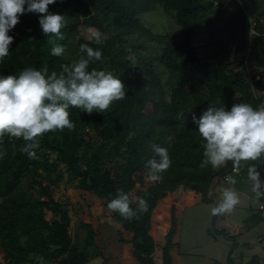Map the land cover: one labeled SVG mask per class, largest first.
I'll return each instance as SVG.
<instances>
[{"label": "trees", "instance_id": "obj_1", "mask_svg": "<svg viewBox=\"0 0 264 264\" xmlns=\"http://www.w3.org/2000/svg\"><path fill=\"white\" fill-rule=\"evenodd\" d=\"M225 5L228 10L224 15ZM48 10L66 17L61 29L64 39L45 36L39 14L20 15L8 33L14 40L9 55L0 61V76L19 75L29 67L59 73L61 64L73 63L67 51L77 24L84 21L101 34V42L78 33L75 44L80 58H87V53L80 51L81 44L101 50V60L90 61L88 70L112 72L123 82L125 95L104 112L89 114L70 107L74 130L44 134L35 149L36 159L20 151L22 139L5 135L0 140V151H6L0 157V257L7 264L88 263L90 250L96 247L97 229L81 222L86 233L83 239H74L69 232L70 210L50 195L51 186L65 178L76 188L97 195L106 207L118 188L133 200L143 198L148 210L139 219L125 220L109 209L107 214L132 233V238L126 239L119 231L120 241L132 244V255L141 264H174L171 250L179 245L175 236L180 228L177 200L170 199L168 204L166 199L182 189L200 196L195 203H212L209 193L215 178L230 174L234 166L232 161L215 169L210 163L200 166L203 142L193 115L198 120L203 110L217 102L226 110L235 103H249L254 108L264 104V90L261 95L255 92L258 81L252 80L247 69H264V0H56ZM157 11L173 16L183 29L181 40L155 31L145 22L144 14ZM215 22L237 41L235 51L227 53L223 61L200 56L194 45L195 37L212 31ZM136 34L157 49L156 54L145 56L144 63H137L126 46V36ZM55 44L65 48L62 56L51 55ZM162 65L166 77L158 69ZM169 135L174 137L171 144ZM152 144L167 148L172 161L155 181L149 179L145 167L147 160H159ZM262 159L264 153L247 161L243 176L233 174L232 178L246 181L248 169H257ZM110 163L118 166L115 176ZM52 172L57 173L55 178ZM47 211L53 218H47ZM161 214L167 223L163 240L152 233ZM217 218L215 215L214 225ZM158 249L160 262L155 258ZM97 253L104 256L101 249ZM254 258L252 262H259L258 256ZM212 264H233V260Z\"/></svg>", "mask_w": 264, "mask_h": 264}, {"label": "clouds", "instance_id": "obj_2", "mask_svg": "<svg viewBox=\"0 0 264 264\" xmlns=\"http://www.w3.org/2000/svg\"><path fill=\"white\" fill-rule=\"evenodd\" d=\"M54 3L56 0H0V61L9 55L14 40L9 31L26 12L39 14V25L45 36L64 39L61 29L66 17L49 12V5ZM94 39L100 43L101 34H94ZM49 43L54 42L50 40ZM80 51L87 53V58L81 57L70 65L61 64L59 73L52 71L49 74L46 67L42 70L29 67L19 75L0 76V140L5 135L22 139L24 144L20 151L29 159H36L35 149L44 134L74 130L70 107L91 114L94 110L104 112L114 101L123 99L124 84L112 72L88 70L90 61L101 60L102 51L87 44H81ZM64 52L65 48L59 44L51 49V55L57 57ZM218 103L210 104L198 120L193 115L203 142L204 160L200 166L204 168L210 163L215 169L232 161L235 167L241 161L257 160L264 153V104L254 108L249 103H235L226 110L217 106ZM173 138L169 135V144ZM151 148L159 160L149 159L145 167L149 170V179L155 181L168 170L172 161L167 148L157 144H152ZM4 155L6 151H0V157ZM248 178L253 182L252 191L257 197L264 195L259 191L261 181L255 167L248 169ZM228 183L234 185L236 181L229 177ZM220 191L221 200L211 209L212 215L231 213L239 203V196L232 188ZM107 208L130 221L147 212L148 205L143 198L133 200L129 193L118 188Z\"/></svg>", "mask_w": 264, "mask_h": 264}, {"label": "rangeland", "instance_id": "obj_3", "mask_svg": "<svg viewBox=\"0 0 264 264\" xmlns=\"http://www.w3.org/2000/svg\"><path fill=\"white\" fill-rule=\"evenodd\" d=\"M223 8V14L225 15L228 7L225 5ZM143 18L153 30L173 34L177 40L183 38L182 27L170 13L162 11L146 13ZM211 30L210 32H200L195 37L194 45H197L200 56L209 57L215 59V61H223L227 53L231 54L235 51L236 38L231 37V34L218 22L211 26ZM78 33L86 38H92L96 31L88 27L84 21L77 24V31L71 37V43L67 51L71 54L69 58L73 62L80 59L75 44V36ZM126 46L130 48L131 55L137 63L146 62L148 59L145 58L146 55L156 54L157 52V49L151 47L146 38L137 34L126 36ZM214 54H218V56L215 57ZM233 66L235 64L231 65V67ZM158 69L164 74V77L167 76V70L163 65ZM247 69H250L251 77L257 74L261 75V80L258 81L260 83H256L254 86L255 92L261 95L264 90L262 88L264 69L260 67H247ZM202 89L205 88L202 87ZM109 166L113 176H115L119 170L118 166H114L113 163H110ZM40 171L43 174L46 173L42 169ZM55 174L57 173H53L54 178L57 176ZM233 178L236 181L234 185L229 184L224 176L215 178L209 193V197L214 200L209 204L195 203L200 196L195 195L192 191L182 189H178L171 197L166 199L168 204L170 199L175 198L177 200V216L180 228L175 236V241H178L179 245L171 250L174 264H211L214 261L225 263L229 258L233 260V264H264V252L262 251L264 247L261 248L264 241L261 242L259 239L260 237L264 239V213L258 209L259 197L252 191L253 182L247 186L246 181L241 178L242 181L236 176ZM222 188L235 190L239 196V203L231 213L218 215L214 225L215 215L211 214V209L220 202V190ZM50 189V195L63 202L70 210L72 221L69 232L74 239H76V236L83 239L86 233L80 226L81 222L91 223L97 229L96 247L90 250L87 264H103L104 262L105 264H141L132 255V244L120 241L119 231L126 239H131L132 233L124 230L122 225H119L114 218L107 214L108 208L104 205L102 199L93 193L76 188L75 184L65 178L60 179L58 185H52ZM46 198L48 199V197ZM10 207L13 206L10 205ZM47 218H53L51 211H47ZM162 219L161 214L159 222L154 223L152 229V233L158 239L162 238L167 225ZM98 249L103 251L104 256L98 255ZM129 255L131 258H129ZM254 256H258L259 262H252ZM155 258L160 262L161 250L156 251ZM7 262L4 261L3 257H0V264H7ZM44 264H58V261H50Z\"/></svg>", "mask_w": 264, "mask_h": 264}, {"label": "built area", "instance_id": "obj_4", "mask_svg": "<svg viewBox=\"0 0 264 264\" xmlns=\"http://www.w3.org/2000/svg\"><path fill=\"white\" fill-rule=\"evenodd\" d=\"M228 55L224 56L225 58L227 57ZM261 79V75L260 74H257V75H252V80L257 82ZM260 166L256 169V171L259 173V178L261 179V182H262V192L261 193H264V159L260 160ZM246 167H247V161H242L239 163L238 166H233L232 168V171L230 174L224 176L225 180L228 181V178L229 177H232L233 174H236L240 177L243 176V173L244 171L246 170ZM258 209L260 212H263L264 213V195H261L260 199H259V205H258Z\"/></svg>", "mask_w": 264, "mask_h": 264}, {"label": "crops", "instance_id": "obj_5", "mask_svg": "<svg viewBox=\"0 0 264 264\" xmlns=\"http://www.w3.org/2000/svg\"><path fill=\"white\" fill-rule=\"evenodd\" d=\"M250 183L252 184V182H250L249 179L247 178V179H246V185L249 186V185H251ZM259 191L262 192L261 190H259ZM253 195H255V194H253ZM260 197H261V196H259V199H260ZM213 200H214V199H213ZM224 219H225V218H224ZM259 239L261 240V242L264 241V239H263L262 237H260ZM262 247H264V243H262L261 248H262ZM262 251L264 252V248H263ZM126 254H127V253H126ZM128 254H130V253H128ZM254 257H255V256H254ZM129 258H131L130 255H129ZM212 263H213V262H212ZM212 263H211V264H212Z\"/></svg>", "mask_w": 264, "mask_h": 264}]
</instances>
